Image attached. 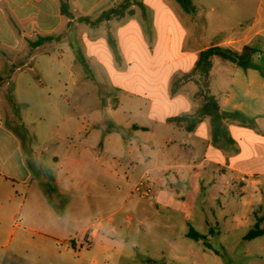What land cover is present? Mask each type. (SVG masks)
I'll list each match as a JSON object with an SVG mask.
<instances>
[{"label": "crops", "instance_id": "1", "mask_svg": "<svg viewBox=\"0 0 264 264\" xmlns=\"http://www.w3.org/2000/svg\"><path fill=\"white\" fill-rule=\"evenodd\" d=\"M69 1L72 17L59 0H0V95L6 83L9 96L40 99L59 122L34 135L41 142H25L24 118L7 123L0 114V264H107L114 216L128 205L126 219L139 224L150 209L183 214L184 237L187 227L205 240L264 228V0H192L194 13L177 0H139L146 16L133 4L134 15L96 24L81 19L124 0ZM41 37L51 39L36 45ZM247 45L257 49L251 67L216 56L210 80L221 110L252 123L226 121L229 142L213 138L209 118L192 131L169 120L202 105L195 81L171 91L202 50ZM64 90L70 112L49 102ZM146 172L158 192L145 204L133 190ZM209 203L211 219L195 229Z\"/></svg>", "mask_w": 264, "mask_h": 264}, {"label": "rangeland", "instance_id": "2", "mask_svg": "<svg viewBox=\"0 0 264 264\" xmlns=\"http://www.w3.org/2000/svg\"><path fill=\"white\" fill-rule=\"evenodd\" d=\"M216 69L217 67L214 73ZM211 86V80H209V90L212 94ZM2 87L6 91L3 96L0 95V114L4 117V122L14 123V119L23 117L25 142H41L34 139V135H44L52 123L54 125L59 123L55 121L54 114L44 113L40 99L24 103L23 98L19 96L15 98L7 94L9 87L6 83L2 84ZM93 100L85 99L83 106H89ZM49 102L53 109L64 107L69 112L74 103L67 90L51 94ZM109 193L108 190L106 209L114 205L113 196ZM134 201L147 202L136 193H134ZM128 207L129 205L124 211L114 216V232L111 239L115 242L107 245L108 253H110L107 264H264V235L255 240H247L244 238L246 231L240 230L232 231L230 234L224 233L220 238L209 236L208 240H192L184 237V231L187 230L182 223L183 214H180V217L170 216L172 214L168 215L169 213L163 210L157 215L153 209H150L146 223L139 224L136 220L126 219L125 210ZM211 207L209 203L202 224L200 227H194L195 229L206 228L207 217L210 219L212 217ZM213 225L216 230V223L214 222ZM137 228L138 232H136ZM191 228L187 227L188 231ZM122 239L126 242H121ZM206 242L213 246L214 251L207 248Z\"/></svg>", "mask_w": 264, "mask_h": 264}, {"label": "trees", "instance_id": "3", "mask_svg": "<svg viewBox=\"0 0 264 264\" xmlns=\"http://www.w3.org/2000/svg\"><path fill=\"white\" fill-rule=\"evenodd\" d=\"M60 8L62 14L67 17H72L71 13V5L69 0H59ZM177 2L181 5V7L187 13H194L195 6L193 5L192 0H177ZM138 5L146 16V8L139 0H124L122 4L118 6V8L110 9L104 12L99 18L96 20H90L89 18H83L82 21L90 22L91 24H96L104 20H108L112 17L122 18L126 14L134 15L135 9L132 8V5ZM51 37H41L39 38L35 44L38 45L41 42H45L50 40ZM109 45L115 55V58L118 62H121V55L117 45V42L113 35L109 33L108 35ZM257 51V49L252 45H247L243 48L241 52L234 51L228 48H223L219 46H214L202 50L199 53L198 60L194 66V68L188 72L184 73L172 81L171 91L172 94H175L180 90V88L189 81H195L199 84V89L195 94L196 99H200L202 101V105L195 111V113L190 115H184L181 117L170 118V121H174L177 123H186V130L192 131L203 119L209 118L212 126V135L213 138H225L227 141H231L228 137L226 131V121L228 120H237L242 123H252L245 116H243L239 112H224L221 110L217 99L213 94H211L209 90V80H210V71L212 69V61L214 57H220L225 60H229L238 66L243 68L251 67L253 63V54ZM84 62V61H83ZM87 74H90L89 67L85 64ZM1 80V79H0ZM188 237L196 240L206 239L205 235H202L192 228L188 232ZM264 235V228H261L258 224H256L246 235V239L252 240L258 236ZM206 246L211 248V244L206 242Z\"/></svg>", "mask_w": 264, "mask_h": 264}, {"label": "built area", "instance_id": "4", "mask_svg": "<svg viewBox=\"0 0 264 264\" xmlns=\"http://www.w3.org/2000/svg\"><path fill=\"white\" fill-rule=\"evenodd\" d=\"M134 193L141 198L154 200L158 192V185L150 172L143 174L134 185Z\"/></svg>", "mask_w": 264, "mask_h": 264}]
</instances>
